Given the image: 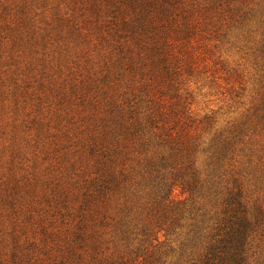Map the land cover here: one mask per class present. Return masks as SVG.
I'll use <instances>...</instances> for the list:
<instances>
[{
	"label": "trees",
	"instance_id": "obj_1",
	"mask_svg": "<svg viewBox=\"0 0 264 264\" xmlns=\"http://www.w3.org/2000/svg\"><path fill=\"white\" fill-rule=\"evenodd\" d=\"M81 1L62 0L64 7L57 6L45 24L39 20L37 25L26 0H0V194H8L0 196V208L7 206L28 223L49 213L38 205L40 197L47 206L53 203L68 235L64 264H264L262 243L253 245L255 236L264 235V205L244 194L239 170L229 162L234 144L222 133L204 141L202 130L208 126L196 124L178 103L139 95L127 108L111 96L100 130L77 150L64 153L59 143L66 134L52 136L51 116L45 117L42 129L49 141L40 150L48 162L32 168L24 164L29 143L21 135L9 137L7 118L20 124L21 115L44 101L47 112L57 116L70 102L69 93L78 95L77 82L83 78L69 69L65 32L83 33V25L73 26L74 19L67 16L69 4L77 10ZM100 1V25L110 17L133 37H159L161 42H150L155 52L169 47L167 37L186 42L201 30L190 11L199 3L190 0ZM232 1L209 11H229L232 21L244 14L245 0ZM65 69L68 77L55 85L54 75ZM63 126L58 121L54 127ZM138 180L152 194H114L118 184L132 186ZM176 189L182 199L175 196Z\"/></svg>",
	"mask_w": 264,
	"mask_h": 264
},
{
	"label": "rangeland",
	"instance_id": "obj_2",
	"mask_svg": "<svg viewBox=\"0 0 264 264\" xmlns=\"http://www.w3.org/2000/svg\"><path fill=\"white\" fill-rule=\"evenodd\" d=\"M223 1L190 0V3H199L190 11L201 30L186 42L167 37V45H170L161 48L160 52H155L150 45L151 41L161 42L156 39L159 37L153 40L145 34L133 37L110 17L100 25L102 20L96 15V7H101L100 0H82L75 7L77 10L69 4L67 16L74 19L73 26L78 27L77 22L83 25L79 27L83 30L81 35L77 30L65 32L71 48L67 53L72 60L69 69L75 77L81 74L83 80L77 82L80 86L78 95L69 93L70 102L61 106L57 116L53 111L47 112L49 107L44 101L33 112L28 109L29 115H21L20 124L14 121L20 132L13 130L11 118H7V123H11L7 126L9 137L21 135L29 143L22 141L23 145L27 144L24 164L32 168V164L39 166L48 162L42 160L40 150L41 144L49 141L42 129L45 117L51 116L47 121L48 127H52V136L66 134L60 139L61 151L73 152L100 130L104 121L102 112L109 97L114 96L127 108L138 102L139 95L160 98L166 105L178 103L195 118L196 124L208 126L202 130L204 141L214 134L228 136L234 144L229 162L239 170L237 176L244 194L251 201L258 200L264 205V0H245L244 14H237L232 21L227 17L229 11L220 10V14L209 11V7L221 6ZM63 2L26 0L25 8L31 10L30 17L34 15L32 13L36 14L33 19L39 25V20L45 24L52 17L57 6L64 7ZM232 2L239 4L238 0ZM103 13L101 8L99 14ZM217 22L222 25L221 30L217 29ZM123 57L124 61L120 60ZM54 76L57 79L55 85L61 84L62 79L68 77V71L65 69L61 73L60 70ZM58 121L64 126L55 129ZM117 187L114 194H152L139 180L132 186L120 183ZM174 194L177 198L183 197L179 195V189ZM19 195L23 194H10L13 198ZM38 205L49 213L45 219L28 223L22 215L10 213L7 206L0 208L5 211L0 214V264L66 262L69 257L68 241L66 249L68 235L65 237L53 203L47 206L40 197ZM115 206L113 210L118 209L119 204ZM39 213L44 215V211ZM260 228H264V223ZM261 236L263 238L255 236L253 245L260 242L264 249V235ZM174 238L171 243L176 248L178 241ZM104 247L102 244L100 249ZM256 260L257 254L253 257V261Z\"/></svg>",
	"mask_w": 264,
	"mask_h": 264
}]
</instances>
